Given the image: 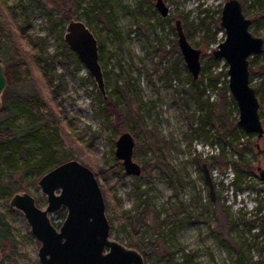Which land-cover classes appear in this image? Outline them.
Returning a JSON list of instances; mask_svg holds the SVG:
<instances>
[{
    "label": "rangeland",
    "instance_id": "rangeland-1",
    "mask_svg": "<svg viewBox=\"0 0 264 264\" xmlns=\"http://www.w3.org/2000/svg\"><path fill=\"white\" fill-rule=\"evenodd\" d=\"M165 1L167 16L156 0H0L9 61L26 77L11 88L35 93L41 109L53 113L51 127L59 130L54 149L95 172L112 238L137 243L145 264H264V137L238 124L237 103L223 97L225 76L213 84L228 65L211 59L226 36L220 23L227 0ZM240 1L253 35L264 38V0ZM181 16L189 41L202 50L199 78L205 79L198 90L177 41ZM70 18L85 21L98 38L106 95L118 103L119 118L102 108L94 77L75 51L64 48ZM249 59L264 124V51ZM210 114L224 123L209 120ZM123 131L136 140L140 175L128 174L116 157ZM23 191L47 207L38 180ZM9 201L0 187V217L12 236L3 263L42 264L41 242ZM50 216L59 227L66 210Z\"/></svg>",
    "mask_w": 264,
    "mask_h": 264
},
{
    "label": "water",
    "instance_id": "water-1",
    "mask_svg": "<svg viewBox=\"0 0 264 264\" xmlns=\"http://www.w3.org/2000/svg\"><path fill=\"white\" fill-rule=\"evenodd\" d=\"M162 16L169 14L165 0H156ZM221 26L225 38L213 56L228 64V87L239 109L238 124L247 133L264 137L260 101L251 82L250 56L264 51V38L253 35L252 19L243 12L240 0H227L222 8ZM177 41L187 69L193 79L202 71V50L188 39L181 19L175 22ZM64 40L75 51L94 77L100 92L107 99L104 72L99 60L98 38L82 19L71 18L66 25ZM7 77L0 59V108ZM136 140L130 131H123L116 141V157L128 174L140 175L141 165L133 158ZM210 195L215 199V184L206 163L202 164ZM264 179V170L262 171ZM38 185L47 195L48 205L41 208L28 191L13 194L9 204L23 212L32 233L41 242L42 264H145L143 254L135 247L112 238L106 213V201L95 172L77 159H70L46 172ZM66 210L58 229L50 213Z\"/></svg>",
    "mask_w": 264,
    "mask_h": 264
},
{
    "label": "trees",
    "instance_id": "trees-1",
    "mask_svg": "<svg viewBox=\"0 0 264 264\" xmlns=\"http://www.w3.org/2000/svg\"><path fill=\"white\" fill-rule=\"evenodd\" d=\"M179 19L182 20L187 34V20L183 16ZM212 37L215 39V33ZM64 48L65 50L69 49V54L71 51L73 52L66 42ZM10 55L8 45L4 46V34L0 29V59L7 63L4 68L8 85L3 93L0 108V187L2 193L9 198L16 192L27 189L46 172L68 159L54 149L53 141H56L59 130L56 126L51 127L53 113L41 109L38 105L39 97L35 93L21 94L11 88L24 81L26 77L19 73L17 62L9 61ZM211 59L214 63H219V59H216L213 54ZM227 67L228 65L225 64V70L213 80V84L217 85L221 75L225 76L223 97H230L236 104L232 95L229 94ZM203 73H205V69ZM204 79V75L198 80L192 77L191 84L198 90L203 85ZM101 98L104 102L102 108L109 115L119 118L118 103L113 99H105L103 95ZM211 116L210 114L209 120L216 119L220 123H224L220 116ZM18 120H22V123L16 124ZM0 234L4 237L10 234V227L3 217H0ZM135 246L139 247L132 241L131 247ZM3 248H5L4 245ZM168 263L181 264L172 259H168Z\"/></svg>",
    "mask_w": 264,
    "mask_h": 264
},
{
    "label": "flooded vegetation",
    "instance_id": "flooded-vegetation-1",
    "mask_svg": "<svg viewBox=\"0 0 264 264\" xmlns=\"http://www.w3.org/2000/svg\"><path fill=\"white\" fill-rule=\"evenodd\" d=\"M4 93V92H3ZM2 96H3V94H2ZM35 201H36V199H35ZM37 204V203H36ZM38 205V204H37ZM40 207V206H39ZM64 209V208H63ZM51 217V216H50ZM52 220V219H51ZM52 223H53V221H52ZM54 224V223H53ZM55 225V224H54ZM56 226V225H55ZM61 226V225H60ZM60 226L59 227H57L58 229L60 228ZM11 229H10V234L7 236V237H4L3 235H1L0 234V264H4L3 262H4V259H6L7 257H4L3 256V252H4V248H3V245L5 244V243H8L9 241H10V239H11ZM5 246V245H4ZM39 253V252H38ZM40 259V258H39Z\"/></svg>",
    "mask_w": 264,
    "mask_h": 264
},
{
    "label": "built area",
    "instance_id": "built-area-1",
    "mask_svg": "<svg viewBox=\"0 0 264 264\" xmlns=\"http://www.w3.org/2000/svg\"><path fill=\"white\" fill-rule=\"evenodd\" d=\"M229 94L231 95L230 91H229Z\"/></svg>",
    "mask_w": 264,
    "mask_h": 264
}]
</instances>
